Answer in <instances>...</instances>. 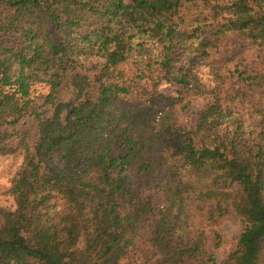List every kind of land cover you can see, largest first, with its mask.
<instances>
[{
    "label": "trees",
    "instance_id": "1",
    "mask_svg": "<svg viewBox=\"0 0 264 264\" xmlns=\"http://www.w3.org/2000/svg\"><path fill=\"white\" fill-rule=\"evenodd\" d=\"M195 1L0 0V155H23L16 209L0 210V264H123L143 245L152 264H213L190 225L189 210L206 204L209 220L233 211L243 225L222 264H262L264 97L249 98L264 93V74L207 90L198 68L227 34L232 56L264 48V0H223L186 26L179 10ZM129 58L131 76L120 68ZM39 83L48 93L35 102ZM187 95L209 96L188 127L174 112ZM244 100L259 117L249 132L230 111ZM25 119L33 132L18 129ZM81 180L96 184L106 225L89 210L83 219L67 193ZM75 229L88 237L84 260Z\"/></svg>",
    "mask_w": 264,
    "mask_h": 264
},
{
    "label": "rangeland",
    "instance_id": "2",
    "mask_svg": "<svg viewBox=\"0 0 264 264\" xmlns=\"http://www.w3.org/2000/svg\"><path fill=\"white\" fill-rule=\"evenodd\" d=\"M223 0L214 1L197 0L193 3H185V5L179 10L180 17L184 18L185 25L188 26L191 23L193 26L196 25V21L200 22L202 18H206L212 12L215 4L222 3ZM129 3L130 0H125ZM208 18V17H207ZM204 21H201V23ZM235 35H225L218 44L216 49L210 50V56L205 58L204 64L199 66L198 75L205 83V88L210 90L219 84L221 87H234L242 85L239 83L238 76L240 72H259L264 74V48L256 46H248V43L241 48L243 51L237 55L232 56L233 50L236 48ZM121 44L117 43V49L114 52L113 58L119 60L125 56L121 49ZM230 60L229 58H232ZM127 75L131 76L134 73V63L129 58L122 62L120 65ZM212 81V82H211ZM141 84L146 87H150V83L147 80H141ZM175 87L170 84L161 83L159 85V91L167 95H175ZM206 90V91H207ZM48 93V87L45 84L39 83L32 88L31 97L38 101L39 95H45ZM72 89L70 86H63L60 90L59 99L61 102H67L72 97ZM264 97V93L255 92L252 96L253 100H257L259 97ZM208 95L204 96H191L187 95L185 99L186 108L181 110L179 107L175 108V117L178 122L185 126H190L194 121L195 114L206 105ZM230 111L232 116L241 120L240 131L249 132L248 128L251 125H256L259 121V117L252 113L248 100L241 102H234L230 105ZM27 122V119H25ZM34 123L28 121L26 124L18 126V129L22 131H34ZM229 131H235L233 127L229 128ZM20 130V131H21ZM23 161V155L17 152L12 155L1 156L0 155V210L2 211H14L16 209L15 198L12 195L10 188L12 181L16 176ZM188 181H195L196 178L186 174L185 177ZM97 186L90 180H81L79 182L70 183L66 191L74 198L76 209L80 212L83 219H85L86 211H92L96 213L103 223H108L106 215L99 209L96 208L95 202L97 198ZM213 210L212 204H206L202 211H196L194 208L189 210L191 217L190 225L193 232L203 233V246L206 251L213 256V264H222L227 256L235 250L239 235L242 231L243 225L239 217L230 211L227 215L217 220H209L208 214ZM2 218L0 216V222ZM73 237L78 239V244L81 253L79 255L80 260L85 259V248L89 245L88 237L85 230L80 231L75 229ZM219 242V245L215 244ZM141 250L144 254L133 253L130 258L125 260L123 264H152L150 261V249L147 246H142ZM122 264V263H121ZM264 264V261L262 262Z\"/></svg>",
    "mask_w": 264,
    "mask_h": 264
}]
</instances>
